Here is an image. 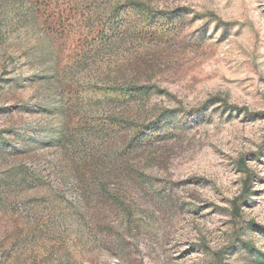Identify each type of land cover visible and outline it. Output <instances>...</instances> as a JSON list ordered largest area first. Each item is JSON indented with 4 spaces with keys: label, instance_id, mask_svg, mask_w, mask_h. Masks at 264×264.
<instances>
[{
    "label": "rangeland",
    "instance_id": "rangeland-1",
    "mask_svg": "<svg viewBox=\"0 0 264 264\" xmlns=\"http://www.w3.org/2000/svg\"><path fill=\"white\" fill-rule=\"evenodd\" d=\"M0 264H264V0H0Z\"/></svg>",
    "mask_w": 264,
    "mask_h": 264
}]
</instances>
